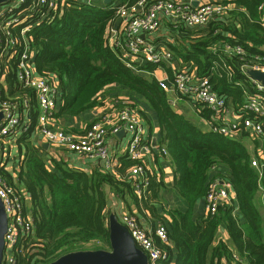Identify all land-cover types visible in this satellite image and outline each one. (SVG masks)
Returning <instances> with one entry per match:
<instances>
[{
  "label": "trees",
  "instance_id": "16d2710c",
  "mask_svg": "<svg viewBox=\"0 0 264 264\" xmlns=\"http://www.w3.org/2000/svg\"><path fill=\"white\" fill-rule=\"evenodd\" d=\"M99 1L88 4L69 0L70 5L55 12L51 21L35 23L37 15L33 16L29 34L37 50V70L44 75H55L59 80L63 104L57 115L74 116L100 105L102 93L110 85L132 92L134 101L127 105L134 106L139 98L154 109L162 142L166 143L174 165L173 186L189 202L190 209H166L158 214L152 200L164 183H156L155 177L149 176L147 192L140 197L132 178L120 179L98 169L87 172L49 158L34 145L32 124L17 140L21 160L16 179L29 194L34 227L33 233L19 245L17 264H48L68 252L86 249L88 242H100L101 246L96 249L109 248L108 187L134 203L139 215H144L147 209L163 219L169 235V242L163 247L171 260L176 253L175 264H222L223 261L244 264L243 260L264 264V217L257 202L259 174L251 165L252 156L246 145L218 132L201 130L174 110L156 79L128 67L108 44L115 16L113 5L120 0L107 4ZM224 1L235 5L229 14L205 26H181L172 30L177 42L169 47L176 57L194 62L198 74L210 76L214 90L239 108L247 93L255 90L243 65L252 66L264 57L260 9L264 0ZM227 45L241 46L244 54H227L224 49ZM144 68L154 70L156 65L147 64ZM7 81L10 94L30 98L31 116L35 121V91L22 88L13 69ZM201 115L210 120L207 109H201ZM122 164L128 167L134 161L127 157ZM214 164L221 165L222 173L233 183L242 216L234 213L235 201L230 206L221 205L215 214L198 219L193 216V205L208 193L215 175L211 169ZM10 179L14 180L12 176ZM262 181L264 185V178ZM220 225L226 226L237 252L222 240L214 245Z\"/></svg>",
  "mask_w": 264,
  "mask_h": 264
},
{
  "label": "built area",
  "instance_id": "2783aa9c",
  "mask_svg": "<svg viewBox=\"0 0 264 264\" xmlns=\"http://www.w3.org/2000/svg\"><path fill=\"white\" fill-rule=\"evenodd\" d=\"M12 1L9 0L4 4L6 7L0 9V111L3 112L0 120V198L8 217L3 264L18 263L19 245L33 233L34 228L28 204L29 194L17 184L14 176L21 155L19 157L13 153L18 137L32 127L29 120L32 104L28 97L10 94L7 81L10 70L15 71V79L22 88L35 91L38 106L35 128L53 147L102 160L106 170L110 171L114 161L108 137L126 132L129 135L126 154L134 161L130 178L135 181V190L140 197L148 189V164L155 149V145L146 139V122L137 103L134 106L125 103L116 114L105 113L82 135H74L56 126L54 114L61 97L59 80L55 75L38 72L35 62L37 50L31 44L29 32L33 27L35 14V23L51 21L53 14L69 6L70 2L32 0L28 4V0ZM80 1L90 4L99 0ZM113 1L115 0L99 2L107 4ZM234 6V3L224 0L116 1L113 5L115 16L110 25L108 44L128 67L156 79L172 105L176 106L179 100H185L195 110L207 109L214 132L240 141L252 139L255 151L251 165L259 174V187L264 194V85L252 79L254 92L247 93L243 105L236 108L229 103L227 96L214 90L210 76L198 74L194 62H185L176 57L169 44L158 42L154 37L164 22L172 30L181 26H205L229 14ZM260 9L264 26V2ZM224 49L227 54H244L241 46L227 45ZM147 64L156 65V69H145ZM165 67L171 69V74L159 75L158 69ZM251 68L264 71V57L252 66L243 65L246 74ZM162 152L168 153L165 148H162ZM211 169L215 175L205 197L206 214H215L221 205L230 206L236 199L234 185L222 173V166L214 164ZM10 176L15 179H10ZM118 218L129 230L137 246L147 255L148 264H174L168 250L163 247V244L169 242L165 224L161 223L152 232L136 213L123 211Z\"/></svg>",
  "mask_w": 264,
  "mask_h": 264
},
{
  "label": "crops",
  "instance_id": "0c3cea01",
  "mask_svg": "<svg viewBox=\"0 0 264 264\" xmlns=\"http://www.w3.org/2000/svg\"><path fill=\"white\" fill-rule=\"evenodd\" d=\"M13 1H16V0H13ZM171 31L172 29L168 26L167 22H164V24L159 29V31L155 33L154 35L155 40L158 42H164L166 44L176 43L177 42L176 38L172 36L173 34ZM168 39H170L171 41H168ZM160 70H162V73L164 72V70L166 71L163 74L165 73L171 74V69L168 67H165L164 69H158L157 71L158 74L163 75L159 73ZM144 75L147 76V74L145 73ZM131 95H132V92L128 90L127 88H122L118 85H110L102 93V96H101L102 102L100 105L94 108H91V109H87L83 111L82 113H79L78 115H74V116L67 115V114L57 115L63 104V99L61 95L57 109L55 111L56 115L54 114L55 116L54 123L56 124L58 128L66 132L73 133L74 135H82L83 133L86 132V130L95 120H97L99 117H101L105 113L116 114V112L119 109H121L125 103L130 102ZM137 101H139L140 103L139 105H140L141 111H144V113L146 114V116L143 115L145 118V122H146L145 124L146 139L151 141L155 145L154 153L150 157L149 164H148L149 172H150L149 176L155 177L156 183H159L158 181H162V183H164V186L161 189L159 188L157 197L152 200V202L156 203L155 207L158 208L157 213L162 214L164 210L174 209V208L180 209L182 211H188L190 209L189 202L173 186L174 179H175L174 165L172 163V158H171V155L169 153L166 143L162 142V132H161L159 120L157 117V113L154 109L150 108V106L148 107V105L146 104L144 100L137 99ZM178 102L179 103L176 106L172 105L170 102L169 103L176 112L187 117L190 121L196 124L201 130L213 131L211 129L210 120H208L206 117L201 115V110L200 111L195 110L185 100H179ZM36 109H37L36 110V120H37L38 106ZM32 113H33V109H32ZM29 118H30L29 120H31V124H33L32 141L34 145L36 147L41 148L42 151L49 158L54 157V159L62 161L64 163V166L82 169L87 172H92L94 169H98L101 171H107L104 166L105 163L102 160L95 159V158L88 157V156H82L75 152H71L68 150L60 149V148H55L52 145H50L46 141L45 137H43L41 132L35 128V125L37 123L36 120L35 121L32 120L31 115ZM128 138H129V135L124 131H122L119 135H110L108 137V143H109L113 161H114L113 166L109 172L116 175L120 179L131 177L132 165L128 167H124V165L122 164L123 158L127 159L128 157L126 154L127 152L126 146H127ZM242 142L246 145L248 151L251 153V156H252L255 151L254 141L252 139L245 138V140H243ZM257 143L259 144V142ZM162 148H165L168 151V153L164 154L162 152ZM13 151H14L13 152L14 154L20 157L21 154H20V149L18 146V141L16 145L14 146ZM49 166L51 168L54 167V166L52 167V164L50 161H49ZM15 177H17V173ZM107 192L109 195V205H108L109 215L111 213H115L116 215L119 216L123 211H130V212L138 214V209L136 205H134V203H132L130 200L128 201L124 200L118 194L114 193L109 187L107 188ZM257 202H258L260 211L264 217V194L261 192V190L258 193ZM28 204L30 205V199L28 201ZM235 206H236V209L234 213L236 215L242 216L240 209H239L237 199H235ZM191 211L193 213V216L197 219L200 218L201 216L206 215L207 211H206L205 198L199 199L193 205V208ZM139 216L142 218L143 223L152 232L155 231V228L158 225L163 223V219H161L160 217L154 216L147 209H144V215L140 214ZM164 217L166 219H170L168 214H164ZM242 220H244V218ZM220 240L226 242L229 245V247L234 251V253L237 252L234 241L232 240L230 233L228 232L226 226L224 225H220L214 245H216V243H218ZM88 249H91V248H88ZM175 259H176V253L174 254V257L172 259L174 264H175ZM243 263L250 264L248 260H243ZM222 264H228V263L226 261H223Z\"/></svg>",
  "mask_w": 264,
  "mask_h": 264
},
{
  "label": "water",
  "instance_id": "95a60500",
  "mask_svg": "<svg viewBox=\"0 0 264 264\" xmlns=\"http://www.w3.org/2000/svg\"><path fill=\"white\" fill-rule=\"evenodd\" d=\"M110 1V0H107ZM9 0H0V6ZM197 4V3H196ZM248 76L264 85V71L248 69ZM3 112L0 111V120ZM8 217L0 198V264L5 253V234ZM110 247L100 249H82L68 252L48 264H148L147 255L140 249L131 233L115 213L109 215Z\"/></svg>",
  "mask_w": 264,
  "mask_h": 264
},
{
  "label": "rangeland",
  "instance_id": "374dc122",
  "mask_svg": "<svg viewBox=\"0 0 264 264\" xmlns=\"http://www.w3.org/2000/svg\"><path fill=\"white\" fill-rule=\"evenodd\" d=\"M12 2H14V1H12ZM4 6H5V5H1V6H0V9H4V8L6 7V6H5V7H4ZM164 72H166V71L164 70ZM164 72H163V73H164ZM159 73H160V74H163V73H162V70H160ZM130 97H131V98H130V101H134L133 97H132V96H130ZM135 100H136V98H135ZM138 100H139V98H138ZM136 103H137L138 105L140 104L139 101H137V100H136ZM139 106H140V105H139ZM251 143H252V142H251ZM254 148H255V147H254ZM14 176H16V173H15ZM14 179H15V178H14ZM85 245H86V244H85ZM97 246L100 247V246H101V243H100V242H91V243L89 242V243H87V245H86L85 247H86L87 249H88V248L96 249Z\"/></svg>",
  "mask_w": 264,
  "mask_h": 264
}]
</instances>
